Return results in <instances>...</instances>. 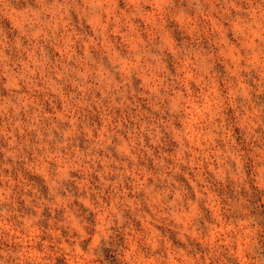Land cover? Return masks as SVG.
Here are the masks:
<instances>
[{
    "label": "clouds",
    "instance_id": "clouds-1",
    "mask_svg": "<svg viewBox=\"0 0 264 264\" xmlns=\"http://www.w3.org/2000/svg\"><path fill=\"white\" fill-rule=\"evenodd\" d=\"M0 264H264V0H0Z\"/></svg>",
    "mask_w": 264,
    "mask_h": 264
}]
</instances>
